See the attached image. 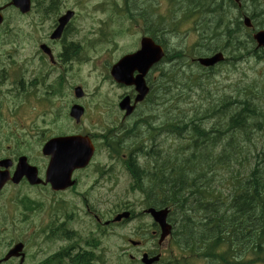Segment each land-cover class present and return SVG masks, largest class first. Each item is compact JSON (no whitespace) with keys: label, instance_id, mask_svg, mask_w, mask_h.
<instances>
[{"label":"trees","instance_id":"16d2710c","mask_svg":"<svg viewBox=\"0 0 264 264\" xmlns=\"http://www.w3.org/2000/svg\"><path fill=\"white\" fill-rule=\"evenodd\" d=\"M172 3L168 16H156L154 39L162 43L167 31L194 32L196 37L187 46L167 44L172 50L170 61L155 70L150 95L157 98V109H161L157 103L168 91L180 88L174 97L186 100L188 90L197 86L196 101L205 104L167 117L161 113V123L153 126V117H143L141 122L148 131L167 135L170 142L157 137V141L141 146L138 151L143 152L142 157L135 156L150 161V165L144 167L130 159L128 169L139 187L147 178L140 189L147 206L170 208L172 254L180 255L187 264L264 263V148L256 135L264 127L263 94L257 85H251L242 93L235 88L232 95H218L203 71L214 73L218 68L185 69V64L198 66L191 58L218 50L226 52V63L232 67L246 58L262 61L264 67V49H256L251 35L260 24L256 17L264 13V0ZM209 6L211 10L205 11ZM179 9L181 19L177 20ZM245 15L252 21L251 28L243 25ZM175 104H170L173 111ZM131 135L137 137L136 132ZM106 145L111 151H123L121 139L114 133ZM76 264H90V258L77 255Z\"/></svg>","mask_w":264,"mask_h":264},{"label":"flooded vegetation","instance_id":"af4514ba","mask_svg":"<svg viewBox=\"0 0 264 264\" xmlns=\"http://www.w3.org/2000/svg\"><path fill=\"white\" fill-rule=\"evenodd\" d=\"M167 3V0H161L159 4L157 0H34L33 9L27 14H37L39 24L27 25L26 28L31 31L12 29L8 24H1V45L18 44L19 37L32 39L38 31L40 40L35 42L38 46L36 44L34 55L20 59V64L10 51L0 53V174L7 178L0 190V244H3L0 246V257L14 244L22 242L25 251L23 264H26L31 247L29 242L37 240L40 242V251H37L40 264H50V258L53 257V264H75L78 235L84 238L93 232L98 235L99 231L104 235L102 225L105 226L103 228L107 225L103 223V218L107 219L108 211L98 205L108 200L105 195H101L97 201L98 194L92 196V193L99 192V186L107 193V175L101 174L99 179L98 170L88 165L73 168V162L66 158L67 154L62 153L60 156L63 158L53 170L55 175H69L67 181L71 180L72 183L63 189H54L48 181L47 171L54 150H60L62 145L58 142V148H52L46 143L54 138L76 135L92 138L93 133L84 130L82 124L90 118V109L93 110V107H90L91 100L83 84H79L83 94L80 97L76 95V65L93 61H90L89 50L94 48L91 42L94 31L98 28L97 39H111L125 34L134 37L137 46L122 55L131 53L139 48L143 36L153 37L157 9L164 11ZM14 8L10 4L9 10L17 11ZM64 15L68 19L60 33L53 36ZM99 16L106 19H94ZM110 29L114 30L113 35H110ZM2 55L7 56V68L3 66ZM108 58L105 62H110ZM105 70L107 73L104 78L122 90L117 102L125 95L133 100L136 94L134 87L113 82L108 76V63ZM155 70L156 66H152L145 76L151 89ZM70 94L73 98L68 99ZM61 97L64 98L63 105ZM149 99L147 95L129 116L119 111L120 127H133V124L140 122L143 117L135 111L143 102L150 103ZM76 104L83 107L78 122L70 113ZM95 109L99 114V122L106 117V113L102 104L96 105ZM24 111L40 114V123L22 122L21 113ZM151 116L155 118L156 114ZM99 124L102 126V121ZM144 130L150 132L146 126ZM20 161H25L23 173L14 182L12 176ZM28 165L35 169H28ZM29 170L36 171L40 183L30 182V177L25 173H29ZM158 234L159 228L150 224L139 234V241L144 244L151 238L156 240ZM4 240L9 242L4 244ZM143 252L154 255L158 251L155 247H145ZM160 253L162 257L163 252ZM15 261L17 264L19 258L13 257L1 264Z\"/></svg>","mask_w":264,"mask_h":264},{"label":"rangeland","instance_id":"374dc122","mask_svg":"<svg viewBox=\"0 0 264 264\" xmlns=\"http://www.w3.org/2000/svg\"><path fill=\"white\" fill-rule=\"evenodd\" d=\"M4 1L5 0H0V5L5 3ZM211 8L212 7L209 6L205 9V11L211 10ZM5 14L7 16H10L8 26H10L12 29L21 28L24 30L26 29V31H31V29L26 28L27 25L39 24L37 14L36 16L28 15L27 17H21L16 15L13 10H7ZM228 14L229 16H231L232 13ZM99 18L101 20L106 19V17L104 16L94 17V19ZM256 19L260 23L259 26L264 27V13L260 12L259 16H257ZM181 35V33L177 34L167 31V33L165 34V39L167 40L169 46L171 44H181L182 46H187L196 37L194 32L185 35L184 37H181ZM111 39L113 41L112 43L109 44L107 40H100L96 42L94 48H91L89 50L91 56L90 61L93 60L91 63H80L76 65L77 83L78 85L83 84L84 90L87 94H89L88 99L91 100L90 107H93V110L92 108L90 109V118L84 121L82 127L84 130H87L92 133L97 132V129L101 128L98 122L99 114L95 109L96 105L102 104L108 107L110 113L106 115L105 121L111 120L112 118L116 117L119 113V110L117 108V103L119 101L117 102V100L119 99L118 95L122 94V90L112 84L109 79L104 78V75L107 73L105 70V59L111 55L108 60L110 62L116 61L123 53L128 52L129 49H132L133 47L135 48L137 46L134 37H131L126 34L124 36L116 35V37H112ZM17 40L19 41V43L12 46L0 44V53L10 51V53L14 57L18 58L17 62L20 64V59L34 55L37 44H35V42L40 40V31H38L35 37L32 39H25L19 37L17 38ZM109 48L111 49V53L105 58H103V56L108 52ZM92 50L94 51L91 52ZM168 50L172 52L170 47H168ZM2 57L4 59L3 66L7 68V66H9L7 56L2 55ZM187 62L188 61L186 60L185 63ZM185 66V69L188 72L196 71V69H199L200 71L203 70V67H199L196 65V67L194 65L188 67L189 65L187 64H185ZM225 66L226 65L224 64L221 67ZM203 71L204 74L208 76L207 79H209L210 87H216V91L213 90V92H216L218 95L228 93L232 95L234 93L235 88L242 90V93L244 90H248L251 85H257L258 92L260 94H263L264 97V68L262 63H254L251 59H243L240 62H237L234 67L229 66L226 68H222L218 72L214 71V73H212L208 70ZM205 81L206 78L204 77L202 79V83ZM178 89L180 88H177V90ZM177 90L172 89L167 92L168 95L166 94V97H164L162 100L159 99L157 104L161 107V109H157L158 106L156 104L148 105L147 108L149 109V111L159 117L158 121H160L161 113L163 117H167L171 115H176L178 110L189 112L191 109H194L196 107L201 108L205 104L204 102L196 101L199 95V90L197 86L193 87L191 90H188V97L186 100L185 97H181L180 101L178 100V97H174V93ZM71 98H73L72 94L69 95L68 99ZM61 99L63 105L64 98L61 97ZM149 101L156 102L157 98L151 97L150 95ZM160 102L164 103L165 106L159 104ZM174 102L178 104H175L176 108L173 111V109H171L170 104H174ZM262 117L264 118V111L262 112ZM21 120L22 122L26 123H29L31 121L40 123V114H36L32 111H24L23 113H21ZM59 120L63 121L62 118H59ZM256 135H258L260 144L264 148V127L263 130L258 132ZM159 136L160 140H165L168 143L166 137L163 134H160ZM96 155L94 158V166H92L91 168H94L99 161L104 160L105 154H103L100 150ZM121 171L122 175L121 177H118V185L112 191L107 192L108 201L102 202L98 206L101 207L104 211L107 210V218H111L116 212L124 210L122 208L124 205H132L135 217L123 221L119 224H111L108 226L107 236L102 241V246L104 248L103 264H139L138 259L140 257H137V254L135 252H133L132 254H135L136 256H134V259L131 260L132 263H130L128 262L129 259L128 261L126 260L127 256L120 254V248L128 243L126 238L138 240L137 237H139L140 228L144 226H149L152 223V220L149 216L138 215V211L141 210V207L138 205L141 196L139 194H132L133 192L129 190V185L127 184L128 176L125 171ZM126 186L127 190L125 192ZM97 194H99V192L94 191L92 193V196H95ZM7 242L9 241H3L4 244H6ZM29 243L31 244V247L28 250L29 255L28 259H26V264H32L34 260L40 259V254H37V251H40V242H38L37 240H31ZM2 245L3 244H0V246ZM145 247L157 248L156 240L151 238L145 243L144 248ZM160 249L165 252V245ZM5 264H16V261L8 262Z\"/></svg>","mask_w":264,"mask_h":264},{"label":"water","instance_id":"95a60500","mask_svg":"<svg viewBox=\"0 0 264 264\" xmlns=\"http://www.w3.org/2000/svg\"><path fill=\"white\" fill-rule=\"evenodd\" d=\"M11 4L18 7L21 12L25 13L29 11L30 9V0H11ZM68 16L61 17L60 25L56 30L55 36L59 34L62 26L64 25L63 21L67 19ZM2 21V17L0 15V23ZM244 23L246 26L250 25L249 18L245 17ZM53 35V36H54ZM254 38L257 40L258 45L264 46V31H258ZM164 52L162 47L155 43L150 37H143L141 39V45L140 49L136 51L135 53L125 55L122 57L118 62L113 64L110 68V75L112 78L121 84L124 85H133L134 89L136 91V96L134 98V104L130 105V98L128 96H125L120 102L119 107L122 110H125L126 114H129L133 106L136 102L142 101L146 94L148 93L149 87L147 86L144 76L149 70L151 66H153L155 63L160 61V59L163 57ZM223 59V55L221 52H217L211 56H204L199 57L198 61L200 64L204 66H212L218 61H221ZM137 71V74L134 75V72ZM76 95L80 96L82 95V90L80 87L76 88ZM83 109L79 105H75L71 109V115L76 118V120H79V116L82 113ZM76 138V140H74ZM73 139V141L68 142V140ZM68 142V144H66ZM58 142L56 141H49L46 145H50L51 147H57L58 148ZM62 146L60 150L57 151L54 150V155L51 158L50 165L48 167L47 174L49 175L48 181L51 182L52 187L54 189H62L68 185L71 184L70 180L67 181L69 178V175L59 176V174L54 173V168L57 167V164L60 159L63 158V156L60 154L65 153L67 154V159H72L75 163L76 167H82L84 166L89 158L91 157L93 153V146L91 145L89 140H86L85 138H81L80 136L76 137H67L64 141V143H61ZM25 164V163H24ZM25 172V171H24ZM28 177H30L31 183H39L40 179L37 177L36 174H31L25 172ZM147 212H149L155 221L160 225L161 227V236H160V242L164 239V237L169 233L170 231V225L166 222V215L168 212L167 208L163 209H155V208H148ZM128 212H123L118 214L114 220H120L122 217H128ZM134 243V242H133ZM23 244L17 243L15 244L8 252L7 254L0 259V262L3 260H7L12 256H20V263L23 261L24 253L22 252ZM147 255H143V261L147 264L152 263L154 260L157 259V257L146 259Z\"/></svg>","mask_w":264,"mask_h":264},{"label":"bare ground","instance_id":"6f19581e","mask_svg":"<svg viewBox=\"0 0 264 264\" xmlns=\"http://www.w3.org/2000/svg\"><path fill=\"white\" fill-rule=\"evenodd\" d=\"M216 52H217V51H216ZM216 52H215V53H216ZM215 53H214V54H215ZM212 55H213V54H212ZM249 217H250V216H249ZM249 221H250V220H249ZM249 221H248V222H249Z\"/></svg>","mask_w":264,"mask_h":264}]
</instances>
